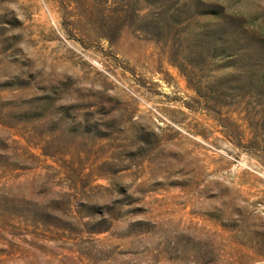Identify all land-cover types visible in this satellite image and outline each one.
Instances as JSON below:
<instances>
[{"label":"rangeland","instance_id":"374dc122","mask_svg":"<svg viewBox=\"0 0 264 264\" xmlns=\"http://www.w3.org/2000/svg\"><path fill=\"white\" fill-rule=\"evenodd\" d=\"M0 264H264V0H0Z\"/></svg>","mask_w":264,"mask_h":264}]
</instances>
